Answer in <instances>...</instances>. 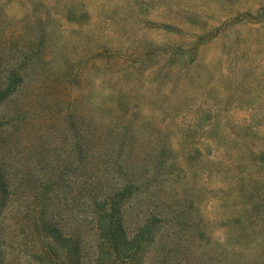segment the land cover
<instances>
[{
    "label": "rangeland",
    "instance_id": "1",
    "mask_svg": "<svg viewBox=\"0 0 264 264\" xmlns=\"http://www.w3.org/2000/svg\"><path fill=\"white\" fill-rule=\"evenodd\" d=\"M18 65L0 156L29 204L37 173L103 201L131 179L128 224L161 216L172 264H264V0H0V88ZM56 202L92 264L87 203Z\"/></svg>",
    "mask_w": 264,
    "mask_h": 264
},
{
    "label": "trees",
    "instance_id": "2",
    "mask_svg": "<svg viewBox=\"0 0 264 264\" xmlns=\"http://www.w3.org/2000/svg\"><path fill=\"white\" fill-rule=\"evenodd\" d=\"M18 67L19 71H12L13 74L6 77V83L0 88V109L23 88L25 76L21 70L24 66ZM7 125L6 121L0 119V147L1 134L5 133ZM79 134L83 135L81 130L77 131ZM79 141L76 147L83 161L87 156ZM6 171L7 167L1 164L0 156V219L6 210L13 214L12 197L16 192L26 200L24 195L27 190H19ZM37 175L39 187L35 188L38 193L34 197H41L36 202L33 199L30 204L26 200L28 207L23 216L21 235L15 231L16 226L13 230L0 225V264H84L79 249L80 233H71L72 229L66 228L56 214L61 206L57 200H69L70 206L71 200L79 196L87 203L84 214L91 216L90 229L96 239L92 264H172L160 249V242L157 243L158 239L161 241L164 238L165 232V221L161 216L149 213L139 217L134 225L128 224L125 211L127 201L139 190L131 179L123 183L112 199L103 201L95 198L97 191L94 186L86 184L73 188L72 185L49 184L43 178V173ZM52 199L55 201L49 203ZM124 200L126 203H122ZM5 255L9 263L4 259Z\"/></svg>",
    "mask_w": 264,
    "mask_h": 264
}]
</instances>
